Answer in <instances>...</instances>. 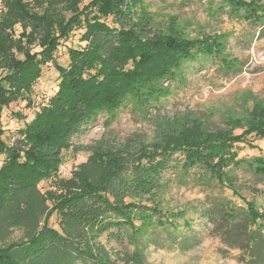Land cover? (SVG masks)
I'll return each mask as SVG.
<instances>
[{"label":"trees","instance_id":"obj_1","mask_svg":"<svg viewBox=\"0 0 264 264\" xmlns=\"http://www.w3.org/2000/svg\"><path fill=\"white\" fill-rule=\"evenodd\" d=\"M3 1L0 115L19 100L33 104L30 95L49 63L59 83L18 129V144L6 140L0 124V236L27 228L24 237L0 243V264H125L111 257L99 240L103 234L124 237L134 251L126 260L145 264L141 251L151 244L198 241L191 208L212 223L228 249H237L240 262L264 264V204L257 198L264 189L236 174L245 169L264 181V153L242 154L244 145L256 148L254 140L264 139V105L226 128L173 118L158 138L137 148L104 138L91 146L72 141L100 113L114 119L128 103L146 112L169 93L163 81L181 75L182 66L199 55H222L236 69L224 35L192 37L175 18L164 26L146 0ZM221 1L234 15L264 23L259 0ZM77 30L85 44L68 49L66 64L57 62L60 45ZM80 147L92 150L88 160L71 177H58L64 150ZM169 174L179 175L181 183L193 181L204 197L190 206H164L159 198ZM55 176L56 190L43 193L39 183ZM215 188L221 193L212 195Z\"/></svg>","mask_w":264,"mask_h":264},{"label":"rangeland","instance_id":"obj_2","mask_svg":"<svg viewBox=\"0 0 264 264\" xmlns=\"http://www.w3.org/2000/svg\"><path fill=\"white\" fill-rule=\"evenodd\" d=\"M89 1L91 0H84L82 5ZM259 1L264 4V0ZM211 2L212 7L209 5ZM146 3L164 26L175 18L182 30L192 37L214 33L224 35L225 52L228 58L237 60V68L230 69L222 55H199L182 66L181 75L163 81V85L169 88V93L154 101L146 112L128 103L119 110L114 119L107 113H100L73 136L72 141L77 146H91L104 138L110 144L127 143L137 148L158 138L163 124L166 125L173 118H195L203 121L210 129L226 128L231 126L233 118L242 119L254 106L264 105V23H252L234 15L230 6L222 5L221 0H146ZM3 11L4 1L0 0V14ZM109 21L112 23L111 17ZM82 32L77 30L68 40L62 42L56 54L57 62L66 64L68 49L85 44L81 40ZM58 83L59 72L54 63H49L43 68V74L30 95L33 102L31 106L24 99L4 107L0 124L5 129L4 136L8 142L19 143L18 129L30 121L41 106L48 103L56 92ZM241 131L242 129L235 130L237 133ZM254 144L256 148L244 145L242 154L253 156L264 153V139H256ZM91 153V149L84 147L64 150V162L57 176L71 177L88 160ZM3 160L4 155H1L0 165ZM236 174L242 181L264 189V181H259L245 169L238 170ZM171 175L166 176V179L171 180L159 198L164 206H190L198 204L204 197L199 185L188 178L181 183L179 175ZM57 176L39 183L43 193L56 190L54 183ZM249 192L244 190L245 194ZM220 193L218 188L212 190V195ZM257 198L264 204V195H258ZM40 214L41 212L37 217ZM190 214L195 218L194 234L198 241L183 245L181 238H178L175 244L167 247H154L151 244L141 251L145 264H244L239 261L237 249H228L220 236L213 233L211 222L195 213L192 208ZM40 217L42 221L44 216L41 214ZM50 221L53 226L59 227L56 215ZM26 231L27 228L24 227L11 229L6 236H0V243L22 238ZM99 240L113 259L133 264L126 260V254L134 251L124 237L103 234Z\"/></svg>","mask_w":264,"mask_h":264}]
</instances>
